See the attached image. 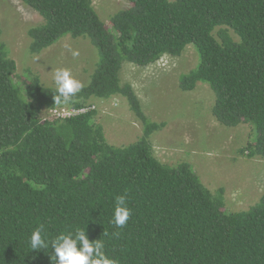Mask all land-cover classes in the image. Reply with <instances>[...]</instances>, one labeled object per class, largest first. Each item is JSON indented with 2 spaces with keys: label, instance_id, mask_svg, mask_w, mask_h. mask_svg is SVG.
Here are the masks:
<instances>
[{
  "label": "trees",
  "instance_id": "1",
  "mask_svg": "<svg viewBox=\"0 0 264 264\" xmlns=\"http://www.w3.org/2000/svg\"><path fill=\"white\" fill-rule=\"evenodd\" d=\"M22 1L43 19L27 31L28 52L68 35L88 39L99 57L81 92L56 105L54 86L38 75L16 80L17 64L0 40V264H52L48 251L29 247L41 224L48 238L85 227L117 264H264V192L247 209L227 211L223 187L209 189L188 162L159 160L151 135L164 123L146 116L120 76L125 62L146 67L192 44L199 61L178 88L208 84L214 119L248 124L256 137L241 153L264 161V0H128L109 27L93 0ZM113 97L142 123L128 144L107 141L95 108L50 113ZM119 195L131 212L123 228L110 223Z\"/></svg>",
  "mask_w": 264,
  "mask_h": 264
},
{
  "label": "rangeland",
  "instance_id": "2",
  "mask_svg": "<svg viewBox=\"0 0 264 264\" xmlns=\"http://www.w3.org/2000/svg\"><path fill=\"white\" fill-rule=\"evenodd\" d=\"M93 4L109 27L111 14L128 7L129 1L93 0ZM42 21L22 0H0V40L17 64L16 80L23 82L31 71L45 85L54 86L53 71L66 67L86 84L99 57L88 39L67 35L40 53L28 52L27 31ZM187 46L180 56L165 55L146 67L125 62L121 80L133 86L146 116L164 123L151 135L156 157L167 164L188 162L209 189L223 187L227 211L247 209L264 192V161L241 153L255 139V131L248 124L226 127L218 123L211 113L215 95L208 84L198 82L190 91L178 88L179 76L199 61L195 47ZM73 50L79 55L73 57ZM92 103L97 111L95 121L102 125L109 143L128 144L141 135L142 123L123 98L94 99Z\"/></svg>",
  "mask_w": 264,
  "mask_h": 264
},
{
  "label": "clouds",
  "instance_id": "3",
  "mask_svg": "<svg viewBox=\"0 0 264 264\" xmlns=\"http://www.w3.org/2000/svg\"><path fill=\"white\" fill-rule=\"evenodd\" d=\"M72 55L76 57L79 53L73 50ZM52 83L56 105L71 103L73 98L85 87L84 83L73 76L71 70L66 67H58L53 71ZM130 214L126 195L117 196L110 223L116 228H123L128 222ZM113 235L118 236L119 233L114 232ZM28 242L30 250L48 251L52 264H117L115 259L106 255L105 241L101 238L89 240L85 227L60 232L54 237L48 238L45 227L41 224L31 232ZM50 249L51 252H49Z\"/></svg>",
  "mask_w": 264,
  "mask_h": 264
},
{
  "label": "built area",
  "instance_id": "4",
  "mask_svg": "<svg viewBox=\"0 0 264 264\" xmlns=\"http://www.w3.org/2000/svg\"><path fill=\"white\" fill-rule=\"evenodd\" d=\"M93 108H94L93 105L80 107V108L56 107V108L50 110V113L52 114V116L65 118V117H70V116H73L76 114L86 112L87 110H90Z\"/></svg>",
  "mask_w": 264,
  "mask_h": 264
}]
</instances>
